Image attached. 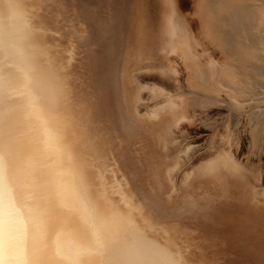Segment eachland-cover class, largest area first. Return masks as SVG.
Segmentation results:
<instances>
[{
    "label": "bare ground",
    "instance_id": "6f19581e",
    "mask_svg": "<svg viewBox=\"0 0 264 264\" xmlns=\"http://www.w3.org/2000/svg\"><path fill=\"white\" fill-rule=\"evenodd\" d=\"M180 1L0 0V264H264L248 184L211 158L171 190L133 90L179 55L215 99L262 106L264 0Z\"/></svg>",
    "mask_w": 264,
    "mask_h": 264
},
{
    "label": "rangeland",
    "instance_id": "374dc122",
    "mask_svg": "<svg viewBox=\"0 0 264 264\" xmlns=\"http://www.w3.org/2000/svg\"><path fill=\"white\" fill-rule=\"evenodd\" d=\"M181 5L182 10L188 7L185 0L180 1ZM196 54L198 62L205 64L207 57ZM165 68V81L136 80L133 90L139 99L138 115L151 125L165 127L170 136L165 150L169 188L182 189L187 177L177 175L190 173L197 164L199 168L212 158L244 180L255 202L264 206V136L259 135V122L250 117L264 104L254 109L246 105L245 109L237 108L242 102L238 105L235 98L228 100L224 92L218 93L222 99H215L209 88L201 85L203 90L194 82L193 73L179 55H170ZM206 90L208 93H203ZM188 100L192 105L187 108Z\"/></svg>",
    "mask_w": 264,
    "mask_h": 264
}]
</instances>
